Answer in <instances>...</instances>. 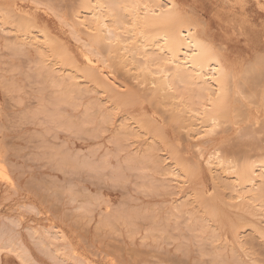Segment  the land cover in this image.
Returning <instances> with one entry per match:
<instances>
[{"label": "rangeland", "instance_id": "374dc122", "mask_svg": "<svg viewBox=\"0 0 264 264\" xmlns=\"http://www.w3.org/2000/svg\"><path fill=\"white\" fill-rule=\"evenodd\" d=\"M178 1L202 15L199 28L224 45L235 73L215 126L194 88H173L121 49L129 34L92 43L94 34L77 24L87 16L84 0H0V264H264V208L232 169L208 165L220 156L257 173L264 163V53L257 59L261 46L252 43L256 35L264 42L262 11L246 4L251 27L243 32L226 26L241 11L221 0ZM139 119H148L144 129Z\"/></svg>", "mask_w": 264, "mask_h": 264}, {"label": "bare ground", "instance_id": "6f19581e", "mask_svg": "<svg viewBox=\"0 0 264 264\" xmlns=\"http://www.w3.org/2000/svg\"><path fill=\"white\" fill-rule=\"evenodd\" d=\"M82 1V0H81ZM222 4H224L225 6L229 7V9L231 11L237 10L239 9L240 14L239 18H234L230 19V23L228 24V21L226 22V26H236V23L239 27V29L241 31H245L246 29H249V27H251L250 25H248V19L246 17V15L244 14L245 11V7L246 4H256L258 5L259 9L262 11L259 12V16L261 18L264 19V0H221ZM86 9V14L87 16H85L83 19H79V17L77 18V24L79 26H84L86 27V29L88 31H90V33L94 34L93 38H92V43L94 44H98L100 42H102L103 40H111L116 41L118 39H120L121 35L123 33H127L130 35V38L126 41H121L122 44V50L125 52H129L132 56V58L135 57H142L144 58L143 63L141 62V65L143 67V70L146 72H149L151 74L154 75H163L162 80L166 82L168 85H172L174 82L181 84L180 86H185L187 88H194L196 90V94H194V91L192 92L191 89L189 91H191L192 93H189L192 95H194V97L196 96L198 99V105L201 109V113L205 114V108L209 107L210 112L208 114V121L210 123H213V126L216 125V122L218 121V117L216 116V112L219 111L220 109H222V105H223V101L226 99L227 95H228V90L230 88V86L228 87V85L230 83H234V78H235V73L232 70V68L230 67V65L227 62L226 57L224 56V45L220 42L217 41L216 39H214L212 37V34L209 33V31L207 29L204 28H199V24L198 21H201V16L199 15L192 17V15H190V13L183 7V5L178 1V0H84V3L81 5ZM82 8V7H81ZM82 9V10H83ZM51 11V10H50ZM85 11V10H84ZM231 11H229L231 13ZM12 12V11H11ZM53 12V11H52ZM196 12V11H195ZM85 13V12H84ZM198 13V12H196ZM233 16L234 14L231 13ZM24 15V14H23ZM10 16V15H9ZM55 16V15H54ZM11 17V16H10ZM30 17V16H29ZM6 18V17H5ZM8 18V17H7ZM12 18V17H11ZM18 18V17H17ZM10 19V18H9ZM62 19V18H60ZM229 19V18H228ZM227 19V20H228ZM4 20V18H3ZM15 19H11V23ZM31 21V20H30ZM15 22V21H14ZM13 22V23H14ZM19 25V24H18ZM63 25V24H62ZM65 25V24H64ZM26 26V24H25ZM76 26V25H75ZM32 27V25H31ZM29 29V27H28ZM35 29V28H34ZM33 29V30H34ZM37 29V28H36ZM251 30V29H250ZM253 30V29H252ZM35 31V30H34ZM41 31V30H40ZM39 31V32H40ZM80 31V29H79ZM32 32V31H31ZM27 33V32H26ZM38 33V31H37ZM44 33V32H43ZM41 34V32H40ZM72 34V33H71ZM70 34V35H71ZM29 35V34H28ZM28 35H26L28 37ZM42 35V34H41ZM45 35V34H44ZM72 35H75L72 34ZM53 37V36H52ZM78 38V36H76ZM226 37V36H225ZM24 38V36H23ZM26 38V37H25ZM30 38V37H29ZM38 38V37H37ZM41 38V37H40ZM45 39H49L48 36H44ZM51 38V37H50ZM54 38V37H53ZM87 39V37H85ZM18 39V38H17ZM20 39V38H19ZM75 39V38H74ZM79 39V38H78ZM136 40V41H135ZM29 41V40H28ZM40 41V40H39ZM50 41H53L52 39H50ZM133 41L136 42L135 44H133ZM27 42V40H26ZM41 42V41H40ZM48 42V41H47ZM46 42V43H47ZM51 42V43H52ZM45 43V44H46ZM54 43V44H55ZM58 43V42H57ZM252 43H258L259 46H261L260 50H258L255 53V56L260 58V56L264 53V42L262 40V38H260V36H254V39L252 40ZM29 44V43H28ZM27 44V45H28ZM91 44V43H90ZM16 45V44H15ZM26 45V44H25ZM37 42H34V39L30 42V46H35L36 47ZM58 45V44H57ZM57 45L55 46L56 48ZM87 45V44H86ZM85 45V47H86ZM18 46V45H17ZM20 46V45H19ZM23 46V45H21ZM43 46V45H42ZM107 46V45H106ZM29 47V46H28ZM147 47H152L155 48L154 50H151L152 52H147L146 48ZM16 48V47H15ZM38 48V47H36ZM41 48V47H40ZM53 48V47H52ZM55 48V51H57ZM88 48V47H86ZM90 48V47H89ZM18 49V48H17ZM20 49V48H19ZM91 49V48H90ZM109 49V48H108ZM22 50V49H21ZM54 50V49H53ZM86 50V49H85ZM25 51V50H24ZM52 51V50H51ZM65 51V49H64ZM89 51V49H88ZM91 52V51H90ZM113 52V51H112ZM33 53H35L33 51ZM52 52V56H53ZM89 53V52H88ZM102 53V52H101ZM128 53V54H129ZM110 54V53H109ZM129 54V55H130ZM64 55V52H63ZM65 55L67 56V54L65 53ZM51 56V53L50 55ZM55 56V55H54ZM62 56V54L60 55ZM60 56L57 57L56 55V59H59ZM65 56V57H66ZM64 57V58H65ZM70 57V56H68ZM53 58V57H52ZM62 58V57H61ZM61 58L59 60H61ZM85 59V57H83ZM55 59V58H53ZM69 59V58H68ZM67 60V59H66ZM97 60V59H96ZM133 60V59H132ZM139 62L140 60L137 59ZM46 61V60H45ZM44 61V63H45ZM57 61V60H56ZM64 61V59H63ZM87 61V60H86ZM259 62V61H258ZM262 62V61H261ZM55 63V62H54ZM59 63V62H58ZM64 63V62H63ZM73 64H75V62H72ZM89 63V62H88ZM131 63V62H130ZM43 64V63H42ZM136 64V62L134 63ZM252 64V63H251ZM257 64V63H256ZM262 64V63H260ZM259 64V65H260ZM43 66V65H42ZM41 66V67H42ZM253 65H250V67ZM258 66V65H257ZM255 66V67H257ZM262 66V65H260ZM46 67V66H43ZM69 67V66H68ZM248 67V66H247ZM247 67L246 70H247ZM259 67V66H258ZM257 67V68H258ZM264 65L261 67L263 68ZM49 68L50 67H46ZM45 68V69H46ZM76 68V67H74ZM87 68V67H86ZM153 68V70L151 69ZM253 68V67H252ZM251 68V69H252ZM260 68V67H259ZM258 68V70H259ZM250 69V70H251ZM42 70V69H41ZM69 70V69H67ZM73 70V67H72ZM80 70V69H79ZM89 68H87V70H85L86 72H88ZM44 71V69H43ZM42 71V72H43ZM46 71V70H45ZM64 71V70H63ZM75 71V70H74ZM81 71V70H80ZM91 70L90 68V73ZM98 71V70H97ZM253 71V70H252ZM262 71V69H261ZM260 71V72H261ZM264 71V70H263ZM48 72V70H47ZM45 72V76L46 74L48 75V73ZM73 72V71H72ZM76 72V71H75ZM249 72V68L248 71ZM257 72V71H256ZM259 72V73H260ZM54 72L49 73V75ZM68 73V72H67ZM78 73V72H77ZM83 73V72H82ZM255 72H253L254 74ZM53 74L52 77H53ZM244 74V73H243ZM249 74V73H248ZM256 74V73H255ZM43 75V73H42ZM56 76V74H54ZM94 75V74H91ZM145 75V74H144ZM143 75V76H144ZM242 75V74H241ZM246 75V74H245ZM249 75H252L251 73ZM247 75V80L248 76ZM261 75V76H260ZM264 74H262V72L259 74L260 77L264 78V76H262ZM54 76V78H55ZM89 76V74H88ZM153 76V75H151ZM258 76V74H257ZM256 76V77H257ZM258 76V77H259ZM43 77V76H41ZM58 77V75H57ZM63 77V75L61 76V78ZM66 77H68V75H66ZM65 77V78H66ZM87 77V75H86ZM93 77V76H92ZM146 77V76H145ZM253 76H251L252 78ZM60 78V76H59ZM59 78H56L55 80L57 81V79L59 81H63L62 79H64V77L60 80ZM71 78V77H69ZM148 78V77H147ZM156 79V76H153V79ZM165 78V79H164ZM242 78H244L242 76ZM261 78V79H262ZM91 79V78H90ZM152 79V80H153ZM257 82L259 83V87L260 84H262L264 81H262L261 83V79L256 78ZM68 79H66L67 81ZM149 80V78H148ZM151 80V79H150ZM161 79L158 80L157 82H161ZM251 80H254V78H252ZM260 80V81H258ZM264 80V79H263ZM58 81V82H59ZM65 81V82H66ZM70 81V79H69ZM101 81V80H100ZM156 80H154L155 82ZM252 81V83H254V85L251 83L250 87L252 88L253 86H258L255 85V82ZM51 82V81H50ZM53 82V81H52ZM51 82V85H52ZM58 82H56V85L58 84ZM64 82V81H63ZM62 82V83H63ZM147 82V81H145ZM156 82V83H157ZM60 83L59 82V88H60ZM151 83V82H150ZM162 83V82H161ZM175 83V84H176ZM244 83H246L244 81ZM244 83H241L242 85ZM249 83V82H247ZM246 83V86H248ZM73 84V83H70ZM75 84V83H74ZM101 84V82H100ZM164 84V82H163ZM162 84V85H163ZM166 84V85H167ZM239 84V82H238ZM162 85H157L156 86V91H162ZM253 85V86H252ZM53 86V85H52ZM66 86V85H65ZM69 86V85H67ZM66 86V87H67ZM75 86V85H73ZM155 86V85H154ZM159 86V87H158ZM179 86V85H178ZM240 86V85H239ZM263 86V84L261 85ZM54 87H56L54 85ZM58 87V86H57ZM167 87V86H165ZM173 87V85H172ZM175 87V85H174ZM173 87V88H174ZM241 87V86H240ZM254 87V88H255ZM264 87V86H263ZM68 88V87H67ZM66 88V89H67ZM70 88V87H69ZM72 88V87H71ZM76 87H74L75 90ZM155 88V87H154ZM161 88V90L159 89ZM171 88V86L169 87ZM184 89V93H186L187 88L185 89L184 87H182ZM63 89V88H62ZM158 89V90H157ZM193 89V90H194ZM242 89V87H241ZM259 89V88H258ZM257 88H255V90L258 91ZM68 90V89H67ZM70 90V89H69ZM73 90V89H72ZM71 90V91H72ZM165 90H167L165 88ZM248 90H250V88H248ZM254 90V91H255ZM183 91V90H182ZM241 91V90H240ZM251 91V90H250ZM249 91V95L252 94ZM253 91V88H252ZM70 92V91H69ZM165 92V91H164ZM68 93V91H67ZM248 93V92H247ZM260 93V92H259ZM259 93L256 92V94L259 97ZM163 94V91H162ZM181 94V93H180ZM188 94V93H186ZM184 94V95H186ZM234 94V93H233ZM239 94V93H238ZM245 94V93H244ZM183 95V96H184ZM191 95H188L191 96ZM240 95L241 92H240ZM181 96V95H180ZM234 96V95H233ZM256 95L254 94L253 97H255ZM117 97V96H116ZM115 97V98H116ZM188 97L186 99V101L188 100ZM257 97V96H256ZM255 97V98H256ZM257 97V98H258ZM157 98V97H156ZM186 98V97H185ZM192 98V96H191ZM256 98V99H257ZM59 100V99H58ZM189 100L190 97H189ZM188 100V101H189ZM195 98H193L194 101ZM228 100V99H227ZM61 101V100H60ZM233 101V100H232ZM237 101V99H236ZM254 101V100H253ZM252 101V103H253ZM260 101H261V105L264 109V88L261 91L260 94ZM256 102V101H255ZM57 103V102H56ZM194 103H196L194 101ZM193 103V104H194ZM257 103V102H256ZM256 103L254 105H256ZM59 104V102H58ZM189 104V103H188ZM191 104V103H190ZM127 105V104H126ZM197 104H194V106ZM252 105V104H251ZM257 106V105H256ZM188 107V106H187ZM191 107V105H190ZM228 107V106H227ZM193 108V107H192ZM191 108V112L192 111ZM196 109H194L195 112ZM224 110V109H223ZM227 110V109H226ZM208 111V110H207ZM198 112V111H197ZM221 112V110H220ZM196 113V112H195ZM199 112V114H201ZM203 114V116L205 117V115ZM207 114V113H206ZM222 112L220 113V117ZM223 115V114H222ZM227 115V114H225ZM264 115V114H263ZM203 116H200V119H203ZM219 116V114H218ZM219 117V118H220ZM226 117V116H225ZM143 118V117H142ZM224 118V117H223ZM227 118V117H226ZM146 119V118H145ZM140 120V119H139ZM138 122H141L142 120H140ZM220 120V119H219ZM223 120V119H222ZM56 121L58 122V118L56 119ZM137 121V120H136ZM145 121V120H143ZM141 122L140 125L145 122ZM148 123V119L146 120ZM224 121V120H223ZM220 122V121H219ZM228 122V121H227ZM58 123H61L60 121ZM146 123V124H147ZM207 123V122H206ZM209 123V124H210ZM221 123V122H220ZM219 123V126H220ZM226 122H224L223 124H225ZM142 124V126H143ZM146 124H144V127L146 126ZM222 124V123H221ZM259 126V124H258ZM208 127V126H207ZM147 128V127H146ZM145 128V130H146ZM214 128V127H212ZM218 128V126H217ZM148 129V128H147ZM211 129L208 127V130ZM259 130V127L258 129ZM212 131V130H211ZM210 131V132H211ZM208 132V131H207ZM214 132V131H212ZM159 133V132H158ZM239 142V141H238ZM243 142V141H242ZM241 142V143H242ZM246 142V141H245ZM244 142V144H245ZM243 144V143H242ZM243 144V145H244ZM254 144V143H252ZM242 145V146H243ZM256 145V144H255ZM244 147V146H243ZM249 146L245 147L248 148ZM235 148V147H234ZM238 150H240L238 148ZM218 151V150H216ZM249 151V149H248ZM248 151H246L248 153ZM240 152V151H239ZM211 153V152H210ZM213 153V152H212ZM216 153V152H215ZM220 153V152H219ZM232 153V152H231ZM250 153V152H249ZM248 153V154H249ZM209 154V153H208ZM227 154V152H226ZM234 154V153H233ZM256 154V153H255ZM214 155V154H213ZM223 155V154H222ZM250 155V154H249ZM248 155V156H249ZM252 155V153H251ZM212 156V155H211ZM210 157V155H209ZM223 157V156H222ZM231 157V156H230ZM252 157V156H251ZM254 157V156H253ZM256 157V156H255ZM259 156H257L258 158ZM208 158V157H207ZM227 158V157H225ZM246 159V157H244ZM180 159V158H179ZM250 159V156H249ZM254 162H257L256 158L254 159ZM208 161V160H207ZM245 161V160H244ZM178 162V160H177ZM206 162V161H205ZM261 162V160H260ZM262 162L263 161V157H262ZM261 162V163H262ZM234 163H239V162H235ZM233 163V164H234ZM247 162V165H245V163H242L244 166L238 167L237 165L236 167L234 165H230V163L226 160H224L223 158H221L220 156H215L213 158H210V160L208 161V165L212 166L215 165L219 168L224 169V170H228L232 169L235 173V179L240 182L239 187L241 188V191L243 190H247L246 193H250L251 194V201L258 203L257 205L260 207L264 208V163H262L261 165H259L260 167L259 172L255 171V165ZM256 164V163H255ZM207 165V164H206ZM240 165V164H239ZM192 166V165H191ZM181 167V166H180ZM179 167V168H180ZM183 167V166H182ZM188 167V166H187ZM231 167V168H230ZM186 168V167H184ZM196 168V167H195ZM209 168V167H208ZM214 168V166H213ZM212 168V169H213ZM216 168V167H215ZM1 169V167H0ZM183 169V168H182ZM188 168H186L187 170ZM191 169V168H190ZM194 169V168H192ZM207 169V168H206ZM198 170V169H197ZM196 170V171H197ZM211 170V168H210ZM217 170V169H215ZM219 170V169H218ZM223 170V171H224ZM257 170V169H256ZM1 171V170H0ZM182 170H180L181 172ZM208 171V170H207ZM220 171V170H219ZM225 171V172H226ZM184 172V170L182 171ZM191 172V171H190ZM211 172V171H210ZM177 173V172H176ZM185 174V172L183 173ZM191 174V173H190ZM190 174L188 175L190 178ZM194 174V173H193ZM192 174V175H193ZM182 175V174H181ZM2 176H5L2 173ZM255 176L257 178H259L261 181H263V183H261V185L259 183L256 182ZM8 177V176H7ZM6 177V178H7ZM179 177V176H178ZM185 178V177H184ZM4 179V178H3ZM8 179V178H7ZM257 183V184H256ZM236 187V185L234 186V188ZM201 193H203V191H200ZM240 192V190H239ZM199 193V192H197ZM196 193V195H197ZM242 195V194H241ZM198 197L201 195H197ZM238 197V194L236 195ZM244 196V195H243ZM199 197V198H200ZM242 197V196H241ZM198 198V199H199ZM203 199V197H201ZM204 200V199H203ZM202 200V201H203ZM210 201H212L211 199H209ZM241 200V199H240ZM244 200V197H243ZM246 200V199H245ZM250 201V202H251ZM207 204V203H206ZM253 205V203H252ZM255 205V203H254ZM256 205V206H257ZM208 205H205V208L208 210L216 211L214 209H211V206H209L208 208L206 207ZM255 207V206H254ZM210 208V209H209ZM245 208V207H244ZM251 209V206L249 207ZM205 210V211H207ZM218 211V210H217ZM255 211V210H254ZM259 212V211H258ZM263 212V211H262ZM220 213V212H219ZM209 214V213H208ZM211 214V213H210ZM214 217L215 214H213ZM247 215V214H246ZM264 216V215H263ZM212 217V215H211ZM214 217L212 219H214ZM250 218V217H249ZM264 218V217H263ZM204 219V218H203ZM206 219V217H205ZM208 219V218H207ZM202 220V219H201ZM204 221V220H203ZM203 221L199 222L200 224H206ZM203 222V223H202ZM220 222V221H218ZM232 222V221H231ZM233 224V223H232ZM202 226V225H201ZM206 226V225H205ZM233 226V225H232ZM245 226V225H244ZM249 226V225H248ZM230 227V226H229ZM235 227V226H234ZM232 227V228H234ZM50 229V228H49ZM54 229V228H53ZM53 229L52 232H53ZM243 229L242 227H240V230ZM261 229V228H260ZM203 230V229H202ZM263 230V229H262ZM49 231V230H47ZM46 232V230H45ZM58 232V230L56 231ZM205 232V231H204ZM254 232V231H253ZM60 233V232H58ZM237 233V232H236ZM53 234V233H52ZM57 235V234H56ZM215 235V234H214ZM62 236V234H61ZM263 238L264 235L262 234ZM52 237L55 239V235ZM63 237V236H62ZM216 237V236H215ZM239 237V236H238ZM60 238V237H59ZM235 238V237H234ZM65 239V238H63ZM235 240V239H234ZM64 242V240H62ZM6 242V241H5ZM65 242H67V240L65 239ZM236 243V242H235ZM7 244V243H6ZM238 244V243H237ZM69 245V244H68ZM12 246V245H11ZM16 246V245H15ZM14 246V247H15ZM4 250L2 249L1 251L4 252L5 251V247L4 246V242H3V246ZM13 247V249H14ZM70 247V246H68ZM67 248V246H66ZM71 248V247H70ZM10 249V247H9ZM8 249V250H9ZM68 250V249H67ZM12 251V250H11ZM18 251V250H17ZM20 251V249H19ZM22 251V250H21ZM65 251V250H64ZM71 251V250H70ZM69 251V252H70ZM74 252V251H73ZM8 253V251H7ZM13 253V252H12ZM17 253V252H15ZM26 253V252H24ZM24 253L23 257H24ZM71 253V252H70ZM20 254V255H22ZM16 255V254H14ZM73 255V253L71 254ZM19 256V254H18ZM13 257V256H12ZM67 257V255H66ZM71 257V256H70ZM21 258V257H19ZM23 259V258H22ZM27 259V257H26ZM23 261V260H21ZM28 260H26L27 262ZM25 262V264H26ZM21 263V262H19Z\"/></svg>", "mask_w": 264, "mask_h": 264}]
</instances>
